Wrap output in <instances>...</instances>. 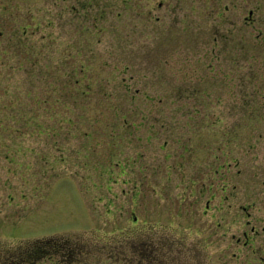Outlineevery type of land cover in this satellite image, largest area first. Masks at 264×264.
<instances>
[{
	"label": "rangeland",
	"instance_id": "374dc122",
	"mask_svg": "<svg viewBox=\"0 0 264 264\" xmlns=\"http://www.w3.org/2000/svg\"><path fill=\"white\" fill-rule=\"evenodd\" d=\"M129 2L0 0V246L148 231L202 255L257 201L264 0H146L144 42Z\"/></svg>",
	"mask_w": 264,
	"mask_h": 264
},
{
	"label": "flooded vegetation",
	"instance_id": "af4514ba",
	"mask_svg": "<svg viewBox=\"0 0 264 264\" xmlns=\"http://www.w3.org/2000/svg\"><path fill=\"white\" fill-rule=\"evenodd\" d=\"M129 1L126 37L139 36L144 42L147 35L146 0ZM254 195L256 202L239 204L237 219L231 217L229 221H219L214 217L203 241L206 255L196 252L194 239L169 238L163 232L151 234L143 231L124 238L123 242L121 239L113 240L107 248H95L92 244L86 250L78 238L35 234L25 245L0 246V264H99L103 250H107L106 255L115 264H214L216 259L219 264H231L228 257L233 258L232 264H264V176L256 185ZM209 203L206 199L204 208L210 220L214 211ZM212 227L219 231L216 237L221 239L213 254ZM229 227L233 228L228 231Z\"/></svg>",
	"mask_w": 264,
	"mask_h": 264
}]
</instances>
